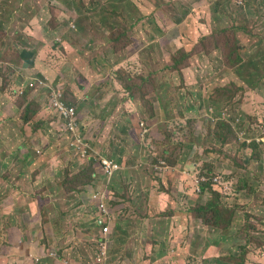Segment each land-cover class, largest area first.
Returning a JSON list of instances; mask_svg holds the SVG:
<instances>
[{
	"label": "rangeland",
	"instance_id": "rangeland-1",
	"mask_svg": "<svg viewBox=\"0 0 264 264\" xmlns=\"http://www.w3.org/2000/svg\"><path fill=\"white\" fill-rule=\"evenodd\" d=\"M216 1L0 0V60L7 66L6 69L24 66L35 72H39L36 69L38 63L49 61L53 68L49 70L50 78L56 77L55 72H59L57 77L61 76L67 87L95 81L92 84L93 98L104 104L109 94L116 93L117 87L121 89L120 83H116L120 68L136 67L132 71L136 78L130 80L129 86L143 101L141 118L145 121L144 128L131 126L134 131L129 130L131 127L128 131L124 129L120 136L122 147L119 139L112 140L119 147L108 144L105 154L110 157L117 151L127 156L141 155L145 159L139 173L129 176L125 187L121 183L118 186L125 189L126 202L131 201L126 207V217L135 221L138 215L148 216L147 208L145 212L137 211L133 202L137 198L141 200V196L145 201L156 198L159 200L156 204L158 210L166 208L165 214L173 213L168 222L161 225L164 231L176 228L206 233L208 229L203 225L204 213L200 212V208L205 207L214 195L208 191L202 192V187L213 179L212 190L221 194L226 206L237 209L235 226L240 231L243 244L250 242L246 264H264V213L257 212L258 208L264 210V50H260L264 37V14L259 8L256 9L258 5H253L252 10L245 7L246 10L241 11L247 15L245 22L249 25L246 27L259 33L252 32V37H248V31L236 30L234 21L229 19L232 15L227 20H220L218 16L214 19ZM224 2L220 4L222 9L225 8ZM240 3L241 0H234L231 5L241 7L243 4ZM226 8L233 9L230 5ZM238 16L241 21V15ZM159 22H162L163 27L159 26ZM220 24L226 27V31L216 34L215 30ZM56 25L60 27L53 29ZM46 26L48 32L44 30ZM159 28L164 31L160 33ZM228 34L239 38L242 45L254 53L249 63L245 52L247 47L241 49L246 60L244 74L240 68L233 72L227 58L225 62L226 52L234 49L224 41ZM118 35H122V38L115 41L113 37ZM64 40L69 42L68 47L63 46ZM22 49H26L29 54L24 55ZM135 54L137 58L132 60ZM175 55L184 56L186 63L176 66ZM256 57L259 58L258 63ZM112 61L119 65H109ZM84 64H97V68L87 66L82 69ZM79 67L81 72L74 73ZM137 68L139 72L134 73ZM253 69L255 73L252 74ZM152 72L157 74L155 82L153 77H145ZM5 74L0 76V117L3 119H0V167L4 163L0 168V179L3 180L0 186V222L11 213L13 203H17L15 198L10 197L17 188L15 178L21 176L11 171V167L33 174L39 170L37 166L40 158L45 162L46 155H55L59 165L56 164L57 168H66L74 164L76 159L73 149L69 148L71 139H67V136H71L64 128L63 121L54 110H41L45 103L50 102L52 88H63L47 76L55 85L50 86V91L30 92V96L34 97L28 100L27 93L24 96L11 94L12 79L7 71ZM250 75L251 81H247L246 76ZM20 80L23 82V78ZM64 88L63 94L68 105L76 108L79 119H85L86 109L91 106L84 96L87 93L77 88L73 96L65 93L67 88ZM117 99L120 101V95ZM141 100L137 99L133 103ZM77 103H81L79 109ZM9 105L18 107V118L22 122H25L24 116L28 114L33 122L34 133L43 130L39 145L28 147L29 157L19 150L8 158L14 148L10 147L12 144L5 136L12 134V121L17 119L16 111L8 112ZM153 105H156V113ZM99 107L102 106L98 104L97 108L101 110ZM218 115H221L220 121L215 119ZM32 116L37 117L32 120ZM78 128L86 133L83 121L78 122ZM147 129H150L149 134L144 133ZM97 136L94 134V140ZM142 137L144 140L151 138L152 144L144 143V148L140 147ZM159 158L168 167L161 176L154 174L151 168L152 165L160 164L157 162ZM88 161L87 158L83 159L79 176L82 172H89V165H86ZM92 161L95 166L96 160ZM46 166L49 167L50 162ZM62 173L61 169L55 173L51 170L47 177L49 184L51 178H60ZM74 173V177H77V170ZM64 179H61L62 185ZM87 180L88 176H82L80 182L74 181L75 187ZM248 180L250 186L246 185ZM100 190L103 191L102 188ZM20 193L18 187V196ZM40 196L38 192L27 201L35 202L36 206L42 201L48 205ZM218 198L217 195L214 199ZM92 200L101 206L100 199ZM112 203L108 202L109 209L115 205ZM56 209L63 230L60 237L62 246L57 250L61 260H56L57 252L52 257L48 253L40 257L41 260H51L46 264H73L74 260L93 264L100 248L104 247L98 238L105 239L100 228L93 234L97 224L90 212H96L98 206L89 203L79 209L67 202L64 208ZM16 220L18 224L19 219ZM36 222L42 225L44 231V222ZM105 225L108 224L102 226ZM133 227L136 225L133 224ZM32 228L36 233L33 236L36 246L40 244L42 233L38 230L39 225H33ZM197 239L196 236L191 244L182 245L187 262L195 251L191 264H216L198 258L200 250H205L207 246L199 249ZM178 244H182L180 238ZM236 245L232 239H227L221 245L211 242L210 252L213 256L219 255L236 264V260H231V251ZM152 251L158 252V248L153 247Z\"/></svg>",
	"mask_w": 264,
	"mask_h": 264
},
{
	"label": "crops",
	"instance_id": "crops-1",
	"mask_svg": "<svg viewBox=\"0 0 264 264\" xmlns=\"http://www.w3.org/2000/svg\"><path fill=\"white\" fill-rule=\"evenodd\" d=\"M242 2L244 1L241 0V3ZM240 13L238 14L242 15L244 12ZM59 27L60 26H57L54 29ZM44 30L48 32V26H46ZM69 32L71 31L69 30ZM63 46L68 47L69 42L64 40ZM136 58L137 55L135 54L132 60H135ZM56 59L57 58H55V60ZM130 60L131 59H128L127 61ZM50 63L51 62L49 61L41 62L40 64L38 63L36 65V69L39 72H35L34 70L29 71V69H26L27 67L24 66L7 68V74L12 79L11 94H15L16 96H24V94L27 93L29 94L28 100L32 99L34 96H30L31 90L25 89L22 95L16 94V90L18 87H25L30 78L49 79V70L53 69ZM110 64L114 67L119 65L114 61L110 62L109 65ZM47 65H49L48 68L46 67ZM87 66H94L97 68V64H84L82 69ZM121 69L122 68H120L119 74L116 76V83L118 85L120 83L121 89H118L117 87L116 93L113 95L109 94L107 103L105 104L101 101H96L95 98H93L92 84L95 81H90V83H84L83 85H81V83H78L77 85L72 84L71 87L75 94L77 93L78 89L87 93L84 96H86V101L91 105L90 108L86 109V118L81 120L84 122L87 138L90 139H88V142L91 145L90 155L96 156V158H94L96 160L95 166L94 168L90 169V175L93 177L94 181H89V184L87 185L79 184L76 187L74 183L69 184L68 188H66L65 183L62 185V178L65 177L64 181H67V177L73 178V173L75 170H77L78 173L82 171L83 160L77 156H74L76 158L74 164H70L66 168H57L58 161L55 159V155H46L45 162L42 160L43 158H40V163L37 166L39 170L33 174H27L23 172L24 170L19 171L18 169L12 167L10 168L11 171L17 172V176L20 175L21 177L15 178V185L17 188L12 191V195L10 197V199L15 198L17 203H13L11 207V213L0 222V264H46L51 262V260L48 259L41 260L40 257H45L51 252H57V250L62 246V240L60 237H62L63 230L59 221V211L56 208H64L65 203L67 202L68 204L76 205L79 209L89 203L97 207L98 203L94 202L92 199H94L99 194L104 196V202L106 204V208L108 209V214L102 215L100 208L97 209L96 212H90V214H93L95 224H97V229H95L93 234L97 233L98 229L100 228L101 235H104L103 229L105 226H107H102L104 223H107L112 228V235L110 234V236L107 238L106 264H191V258L194 256L195 251H193V253L190 255L187 262L186 258L183 256L184 252L182 245L185 243L191 244L196 236L198 238L197 244L199 249H203L207 246L205 250H200L198 258L201 257L206 262H214L219 264V262H216L217 258L210 260V258L219 257V255L213 256L210 252L212 246L208 247V245H211V242H215L216 245H221L218 238V231L204 224L203 225L208 229V232L206 233H204V231H199L196 233L187 232L186 230H178L176 228L170 231H164L161 225L168 222L169 216L173 213L170 212L165 214V212L168 210L166 208L158 210L156 204L159 202V200L156 198L145 201L141 196V200L137 198L133 202V206H135L137 211L142 210L145 212V208H147L148 216L143 215L140 217L138 215L135 221H132L130 218L126 217L125 213L128 211L126 207L131 201L126 202L124 197L125 189L121 188L122 186L118 188V186L119 183H121L125 187L128 177L132 176L134 173H139V169L143 165L145 159L141 155L129 154L127 156L123 152L117 151L110 154L118 159L123 166V170L120 175H117V177L114 179L107 177L100 164L101 158H105L107 156L105 154H107L106 147L108 144L119 147L112 140L119 139V145L122 147L123 140L120 139V136L122 135L121 132L124 129L128 131V128L131 126L143 127L145 125V121L141 118L143 101L138 95L131 96V93L123 86V80L121 77L124 76V73H121ZM53 72L55 71L53 70ZM79 72H81V67H79L74 73L79 74ZM55 73L56 77L50 79H54L57 86H60L62 83L63 86L68 88L67 85L63 83L62 77H57V73L59 74V72ZM20 78H23V82L20 80ZM50 79L49 82L46 81V84L48 82L50 85L54 86L55 84L50 81ZM86 85H89V87ZM43 90L44 89L42 88L40 91ZM119 90H122L121 93H118ZM119 95L121 97L120 101L117 99V96ZM137 99L141 101L133 103V101H136ZM98 104L102 106L99 107L101 110L97 108ZM80 105L81 103H77L78 109L80 108ZM43 108L44 109H41L42 112H46L45 109L49 110V108L46 106V103L44 104ZM18 110L19 109L16 105H9L8 107V112L12 113L13 111H16L17 117L16 120L12 121V134L5 136L12 144L10 147L14 148V151L11 150V153H9L8 158H10L11 155L18 152L19 150L20 152L25 153L26 157H29V152L27 153V150L29 149L28 147H31L34 144H36L37 147L43 138L42 129H39L38 133H34L32 131V121L22 122V120L18 118ZM153 111L155 113L157 112L156 105H153ZM94 112H97V114L94 115ZM36 117H32V120H34ZM0 119L3 120L1 117ZM139 120H141V122ZM52 124H49V126ZM129 130L134 131L132 127ZM151 130L153 132V127ZM94 134H98L96 140H94ZM17 143L19 146H17ZM144 143L152 144L151 138L144 140V137H142L139 144L140 147L144 148ZM99 145H101V148H98ZM1 154L2 151L0 150V155ZM47 162H50L49 167L46 166ZM90 164L91 163L89 160L88 164L86 165ZM3 165L4 163L0 168H2ZM151 168L152 172L154 173V166L152 165ZM58 169H61L63 173L61 174L60 178H51L49 184L47 177L50 174V171L53 170L55 173ZM211 182H213V179ZM46 183L49 185H46ZM2 184L3 180L0 179V186ZM111 186L114 188H111ZM18 187L21 190L19 196L17 194ZM51 188L55 190L52 191ZM101 188L103 191L100 190ZM38 192L41 195L40 197L43 196L48 205L43 204L42 199V203H40L38 206H36L35 202L30 203L27 201L28 199H31V195ZM51 195L61 197H51ZM108 202H113L112 204L115 205H111V209H109ZM257 212L264 213V210L258 208ZM16 218L19 219L18 224ZM37 220L42 223L44 222V231L42 229V225L36 222ZM236 220L238 219L236 218ZM247 222L249 223L250 220H247ZM133 224H135L136 227H133ZM33 225L36 227L39 225L40 228H38V230L40 233H42L40 244H37L36 246L33 242V236L36 234L32 228ZM134 228H136V232L134 231ZM44 232L46 233V236L44 235ZM15 233L16 236L14 235ZM215 234H217V237H214ZM251 235L252 234L249 232V236ZM150 237H153V239L149 240ZM179 238L182 242L181 245L178 244ZM99 239L100 238H98V240ZM235 240L236 239L233 240L234 243L242 246V238L241 242H237ZM153 247H157L158 252L152 251ZM176 249L180 250V252ZM11 250H14V252H11ZM56 257L58 258L56 260H61L58 252ZM73 264L83 263L81 261L74 260Z\"/></svg>",
	"mask_w": 264,
	"mask_h": 264
},
{
	"label": "trees",
	"instance_id": "trees-1",
	"mask_svg": "<svg viewBox=\"0 0 264 264\" xmlns=\"http://www.w3.org/2000/svg\"><path fill=\"white\" fill-rule=\"evenodd\" d=\"M222 1L223 0H217L215 2L214 9H213L214 10V14H213L214 19H217V16H218V18L220 20H223V19L227 20L228 16L232 15V18H229V19L234 21V26H235L236 30L248 31V33H249L248 37H252V35H253L252 32L255 33V34H259L258 32L256 33L254 29L246 27L247 25H249V24H247L245 22L247 15L246 14H242L241 15V21H240L238 13H240L242 10H246V8L252 10V9H254L253 5H256V6L258 5V7L256 9L259 8L260 12L262 14H264V0H242V1H244V4L241 7H236V8L233 7V5H231V3L234 0H224L225 1L224 2V5H225L224 9H222L221 6H220ZM227 3H229V4H227ZM228 5L232 6V8H233L232 11L230 9L226 8V7H228ZM222 12H223V14H221ZM220 14H221V16H220ZM252 15H254V12H253ZM236 19L238 21H236ZM57 26L58 25H56L55 27H57ZM159 26L163 27L162 26V22L161 23L159 22ZM159 29H160V33H162L164 31L162 28H159ZM224 31H226V27H221V24H220L216 28L215 33L216 34H221ZM213 37L214 36L212 35L211 41H212ZM113 38H114L115 41H120L121 38H122V35H118V36L113 37ZM261 40L263 42V45L260 48V50L263 51L264 50V37ZM224 41H225V43L228 46H233L234 47V49L232 51H227L226 52V56L227 57H225V62H226V58H227V63L230 66V68L232 69L233 72H234V70H237V69L239 70V68H240L242 70L243 74H244L243 67H244V63H245L246 60L244 58V55H242V53H241V49H243L244 47H247V46L242 45V43L239 40V38L238 39H236L235 37L233 38L229 34L227 35V37H226V39ZM22 52L24 53V55L25 54H29V52L26 49H22ZM245 52L247 53L248 62L249 63L252 62L251 60H252V57L254 55V53H252V50L247 47ZM183 57H177V55H175L174 56V64L176 66H179V65H183L184 63H186V59H183ZM221 60H224L223 57H221ZM258 62H259V58L256 57V63H258ZM135 68H133V67H124V68L121 69V73H124V76L121 77L122 80H123V82H122L123 86L131 93V96L138 95L137 93L132 91L131 87L129 86L130 80H132L134 77L136 78V76L134 74H132V71ZM137 72H139V68H137V70L134 71V73H137ZM253 73H255V69H253L252 74ZM140 74H142V73L140 72ZM2 75H6L5 74V69H4L3 66L0 67V76H2ZM150 76L153 77V82H155V80L157 78V74L155 72H152V73H150V75L145 76V77L148 78ZM240 76L242 77L243 75H240ZM246 79H247V81H251V75H250V77L246 76ZM46 90L50 91V89H46ZM65 93H68V94L73 95V96L75 95V93L72 91L71 87H68L67 88V92H65ZM64 101H65L66 106H69L68 103H67V100H65V98H64ZM219 102H220V100H219ZM46 106H47V108H50L51 107V103L48 102L46 104ZM213 116H214V113H213ZM24 119H25V122H29L30 121V117L28 116L27 113L24 116ZM215 119L217 121H220L222 119L221 115H218V117L215 118ZM235 129L238 130L237 128H235ZM146 140H147V138H146ZM245 144H247V143H245ZM112 159L115 160L116 158L113 157ZM117 160H115L116 163H120L119 160L118 161ZM93 162L94 161H92L91 165L88 166L89 167V172L87 174H84L82 172L80 176L78 174L77 177H74V176H73V178L67 177V181H65L66 188L69 187V184H73L74 181H80L79 179H81L82 176H84V175L88 176V180L83 182L84 185L89 184V181H94L93 177H91V175H90L91 174L90 173V169L94 168V163ZM157 162L161 163L160 158L158 159ZM157 162H155V163H157ZM72 179H73V182H71ZM246 185L247 186L251 185L249 180L247 181ZM212 188H213V183L211 181L206 183V184H203L202 192H207L208 191V193H211V195H214V197L210 198L208 200L207 205L205 207H201L200 208V212L204 213V215L202 216V220H203L204 224H206L207 226L212 227V228L216 229L217 231H219L222 228H228V227L233 225V222H234L236 214H237V209H236V207H234L233 209L228 208L226 206V204L224 202H222L221 194L218 191H216V190H212ZM217 195L219 196V198L218 199H214ZM235 241L241 242V238L238 237V238H236ZM249 245H250V242H248L246 245L243 244V242H242V246L241 245H236L231 251V253H233V256H232L231 260H236L237 261L236 264H246V255H247V252H248L247 249H248ZM210 246L211 245H208V247H210ZM216 262L217 263L219 262V264H232L229 260H226V259H224L222 257H217Z\"/></svg>",
	"mask_w": 264,
	"mask_h": 264
},
{
	"label": "built area",
	"instance_id": "built-area-1",
	"mask_svg": "<svg viewBox=\"0 0 264 264\" xmlns=\"http://www.w3.org/2000/svg\"><path fill=\"white\" fill-rule=\"evenodd\" d=\"M0 64L2 63L0 62ZM4 69L6 70V66H4ZM46 81V79L30 78L25 87L17 88L16 94L22 95L25 89L35 92L40 91L42 88H50V86L52 85H50L48 82L46 84ZM51 109L54 110L57 113L59 119L63 121L66 131L68 130L70 132L69 134L72 138L71 146L74 148L75 154L82 156L88 155L90 144L88 142L87 136L84 135L82 131H79L77 127L78 114L76 112V108L73 106H66L64 101V94L61 89L52 88ZM102 164L105 174L110 179L114 178L117 172L121 169V166L118 163L111 161L110 159H104ZM95 198L101 200L102 204L101 206L98 205V209L100 208V212L102 213V215H107L108 209L106 208V204L104 202V196L99 194ZM111 232L112 228L109 225L104 227L103 234L105 236V239L101 241L104 247L101 250V253L98 255V258L96 259V262L94 264H105L107 256V238L110 236ZM53 255H55V252L50 253V256Z\"/></svg>",
	"mask_w": 264,
	"mask_h": 264
},
{
	"label": "clouds",
	"instance_id": "clouds-1",
	"mask_svg": "<svg viewBox=\"0 0 264 264\" xmlns=\"http://www.w3.org/2000/svg\"><path fill=\"white\" fill-rule=\"evenodd\" d=\"M242 4H244V2H242V3H240V5H242ZM0 62L2 63V64H0V67H4V66H6L4 63H3V61H1L0 60ZM6 71V70H5ZM60 87H62L63 89H64V86H63V84L61 83L60 84ZM59 88V87H58ZM45 89H48V88H44V90ZM50 89V88H49ZM60 89V88H59ZM63 89H61L62 90V92H64V90ZM31 92H32V90H31ZM51 95H52V91H51ZM50 103H51V97H50ZM50 111H52L51 110V107H50V109H49ZM79 121H83V120H81V119H79V117L77 118V127H78V122ZM59 128V127H58ZM143 128H144V126H143ZM79 129V128H78ZM148 131L147 132H145L144 131V133L146 134V133H148V132H150V130L149 129H147ZM67 132H68V134L70 133L68 130H67ZM82 133L84 134V135H86V133L85 132H83L82 131ZM149 134V133H148ZM70 135V134H69ZM87 136V135H86ZM67 139H71V142H72V138L71 137H69V136H67ZM89 141V140H88ZM90 144V143H89ZM72 147V146H71ZM69 147L71 150L73 149V151H74V154H75V150H74V148L72 147ZM90 152H91V145H90V150H89V154L88 155H86V156H82V155H76L77 157H80L82 160L83 159H88V160H90V163H92V160L94 159V158H96V156H92L91 157V155H90ZM113 158V156L112 155H110V157L109 156H106L105 158H101V160H100V164H101V166H102V168H103V164H102V162H103V160L104 159H110L111 161H114V162H116L115 160H113L112 159ZM120 166H121V169H120V171H118L117 172V174H116V176L114 177V178H116L117 177V175H120L119 173L123 170V166H122V164H120V163H118ZM91 165V164H90ZM89 165V166H90ZM88 166V165H87ZM154 166V174H158L159 176H161L160 174H163L164 172H166L167 171V168L168 167H166L165 166V164L162 162V163H160V164H157V165H153ZM78 173V172H77ZM79 174V173H78ZM73 175H75V173H73ZM72 178V177H71ZM114 178H112V179H114ZM63 183H65V181H63ZM227 207L228 208H231V209H233V206H228L227 205ZM238 213V212H237ZM236 216H237V214H236ZM236 218L237 217H235V220H234V222H233V225L232 226H230V227H228V228H222V229H220L219 231H218V238H219V242L220 243H223V242H226L227 241V239H232V241L234 240V239H236V238H238L239 237V233H240V231L239 230H237L236 229V226H235V224H236V222H237V220H236ZM131 220V219H130ZM203 224H204V222H203ZM204 225H206V224H204ZM207 226V225H206ZM103 240V238L102 239H99V241L101 242ZM103 248H100V253H101V250H102ZM99 253V254H100ZM55 254H56V252H55ZM49 256H50V253H49ZM52 257V256H51ZM97 259V258H96ZM96 259L94 260V262H93V264L96 262ZM106 259H107V256H106ZM105 264H106V260H105Z\"/></svg>",
	"mask_w": 264,
	"mask_h": 264
}]
</instances>
